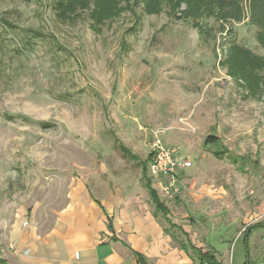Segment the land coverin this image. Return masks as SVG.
Returning a JSON list of instances; mask_svg holds the SVG:
<instances>
[{
  "label": "rangeland",
  "instance_id": "1",
  "mask_svg": "<svg viewBox=\"0 0 264 264\" xmlns=\"http://www.w3.org/2000/svg\"><path fill=\"white\" fill-rule=\"evenodd\" d=\"M161 1L149 15L124 0L95 28L90 11L64 23L52 0H0V264L49 233L76 188L148 202L139 163L156 135L192 162L177 198L152 180L173 248L192 264L207 263L193 247L245 264L252 227L250 257L264 264V88L253 92L227 64L233 44L264 56L253 0Z\"/></svg>",
  "mask_w": 264,
  "mask_h": 264
},
{
  "label": "crops",
  "instance_id": "2",
  "mask_svg": "<svg viewBox=\"0 0 264 264\" xmlns=\"http://www.w3.org/2000/svg\"><path fill=\"white\" fill-rule=\"evenodd\" d=\"M157 214L138 195L101 201L76 188L49 233H32L18 244L13 264H141L138 255L147 264H190L192 256L173 248Z\"/></svg>",
  "mask_w": 264,
  "mask_h": 264
},
{
  "label": "trees",
  "instance_id": "3",
  "mask_svg": "<svg viewBox=\"0 0 264 264\" xmlns=\"http://www.w3.org/2000/svg\"><path fill=\"white\" fill-rule=\"evenodd\" d=\"M124 0H52V8L55 16L59 21L69 23L78 20L84 12L90 11V17L95 28H100L101 25L120 15L125 8L134 9L137 5H142L144 12L149 15L158 14L162 11L161 0H126V7H121V2ZM92 9V10H91ZM250 25L257 28V42L261 49L264 51V0H253L251 8ZM6 26L14 28V26L5 23ZM36 37H40L41 34L33 32ZM229 57L227 64L232 76L241 78L247 82L253 92L259 91L264 88V56L254 54L251 50L241 46L239 44H233L229 48ZM218 141L215 138H209L206 141V146H217ZM216 158L223 159L225 152L216 148L214 151ZM126 157H130L132 160H138L136 156H132L128 150H125ZM232 158V157H231ZM233 159V158H232ZM148 161L140 162L142 179L144 187L147 189L150 200L155 206V210L161 213L164 217L169 219L170 211L166 204L160 199L159 194L153 187V181L149 177ZM170 220V219H169ZM173 225V224H172ZM258 227V226H257ZM255 227V228H257ZM260 228L264 227L262 223ZM252 227L245 232V243L247 250V261L245 264H254L250 257V250L247 240L252 235ZM183 230L181 229V232ZM182 233H185L184 231ZM182 248L186 246L184 243H180ZM189 247V245H187ZM191 247V246H190ZM196 250L204 260L206 264H221L217 261L216 255L212 253L203 254L196 247L191 248ZM138 261L141 264H147L145 259L138 255ZM2 264H8L6 261H2Z\"/></svg>",
  "mask_w": 264,
  "mask_h": 264
},
{
  "label": "built area",
  "instance_id": "4",
  "mask_svg": "<svg viewBox=\"0 0 264 264\" xmlns=\"http://www.w3.org/2000/svg\"><path fill=\"white\" fill-rule=\"evenodd\" d=\"M176 152V149L166 147L156 135L151 145L148 172L152 180L159 182L161 195L168 200L182 194V176L192 167L189 159L178 157Z\"/></svg>",
  "mask_w": 264,
  "mask_h": 264
}]
</instances>
